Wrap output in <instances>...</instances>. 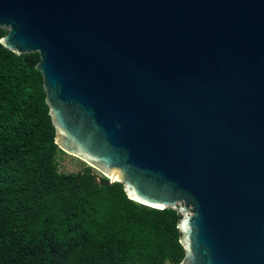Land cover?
Wrapping results in <instances>:
<instances>
[{
    "label": "water",
    "instance_id": "obj_1",
    "mask_svg": "<svg viewBox=\"0 0 264 264\" xmlns=\"http://www.w3.org/2000/svg\"><path fill=\"white\" fill-rule=\"evenodd\" d=\"M0 27L58 147L180 214L177 264H264V0H0Z\"/></svg>",
    "mask_w": 264,
    "mask_h": 264
},
{
    "label": "trees",
    "instance_id": "obj_2",
    "mask_svg": "<svg viewBox=\"0 0 264 264\" xmlns=\"http://www.w3.org/2000/svg\"><path fill=\"white\" fill-rule=\"evenodd\" d=\"M38 61L0 43V264H177L176 209L132 201L88 165L59 171Z\"/></svg>",
    "mask_w": 264,
    "mask_h": 264
},
{
    "label": "rangeland",
    "instance_id": "obj_3",
    "mask_svg": "<svg viewBox=\"0 0 264 264\" xmlns=\"http://www.w3.org/2000/svg\"><path fill=\"white\" fill-rule=\"evenodd\" d=\"M57 157H58V169L61 172H67V173L74 172L80 170L85 165H87L83 160L79 159L78 157L70 155L65 152L62 153L58 152ZM94 171L96 172V170Z\"/></svg>",
    "mask_w": 264,
    "mask_h": 264
},
{
    "label": "clouds",
    "instance_id": "obj_4",
    "mask_svg": "<svg viewBox=\"0 0 264 264\" xmlns=\"http://www.w3.org/2000/svg\"><path fill=\"white\" fill-rule=\"evenodd\" d=\"M94 170H95V169H94ZM96 172L99 174V172H98L97 170H96ZM98 176L100 177V176H103V175H101V173H100Z\"/></svg>",
    "mask_w": 264,
    "mask_h": 264
}]
</instances>
